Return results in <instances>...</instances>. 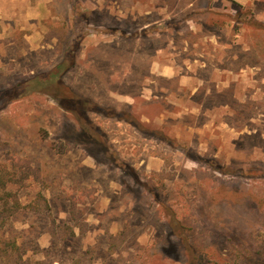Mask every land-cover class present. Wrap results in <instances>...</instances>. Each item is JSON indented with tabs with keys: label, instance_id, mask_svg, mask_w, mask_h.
<instances>
[{
	"label": "rangeland",
	"instance_id": "1",
	"mask_svg": "<svg viewBox=\"0 0 264 264\" xmlns=\"http://www.w3.org/2000/svg\"><path fill=\"white\" fill-rule=\"evenodd\" d=\"M62 60L95 124L36 88L0 109L5 190L50 206L0 264H264V0H0V91Z\"/></svg>",
	"mask_w": 264,
	"mask_h": 264
},
{
	"label": "trees",
	"instance_id": "2",
	"mask_svg": "<svg viewBox=\"0 0 264 264\" xmlns=\"http://www.w3.org/2000/svg\"><path fill=\"white\" fill-rule=\"evenodd\" d=\"M66 68L67 62H65V60H62V62H60L48 72L34 75L32 78H28L23 82H19L11 86L10 88L1 90L0 109L4 108L8 104H11L15 100L24 98L34 88H36L38 90L46 91L47 93L54 95L59 99L62 105L67 107L73 113L79 114V117H81V119L83 118L87 120L88 124L94 125L95 122L91 115V107H93L91 101L87 98L77 96L75 92L63 81V73ZM112 115L113 114H107L106 116L107 118H109L112 117ZM155 174H157V176H161L158 179L162 181V179H164V176H166L167 174L166 168H163L161 171L155 172ZM28 176L29 170L23 169L21 177L20 179H18L15 171L9 169L6 164L1 165L0 186L1 188H3V192L0 191V227L7 219H9L12 215H14L22 208H29L36 211H49L50 206L47 199L40 194L33 202L22 204L16 192L7 189L5 190L8 183L21 181ZM78 209V207L73 206L71 208V213L75 223L82 226L83 222H81L79 220V217L76 215V210ZM199 222L202 221L199 220ZM180 229L182 230V232H185L191 228L181 226ZM68 235H75L73 227H69L68 230L65 231L64 238ZM0 248L7 257L13 258L12 256L14 251L17 252L20 246L16 244L15 240L10 241L5 238H0ZM191 251L192 254L190 255V262L192 261V264H198L200 262V259L202 258V251H198L195 249Z\"/></svg>",
	"mask_w": 264,
	"mask_h": 264
},
{
	"label": "crops",
	"instance_id": "3",
	"mask_svg": "<svg viewBox=\"0 0 264 264\" xmlns=\"http://www.w3.org/2000/svg\"><path fill=\"white\" fill-rule=\"evenodd\" d=\"M156 71H157V74L160 75V76H164V77H169V78H172L174 76H176L177 74V70L176 68L171 65V64H167V65H162L160 62H157L156 64ZM177 76L180 77L179 79V85L181 87H187L190 85L191 81L193 80L192 77L188 76V75H185V74H182V75H179L177 74Z\"/></svg>",
	"mask_w": 264,
	"mask_h": 264
}]
</instances>
